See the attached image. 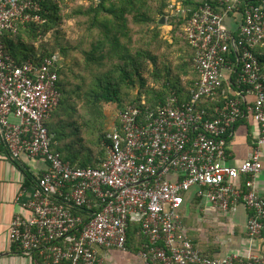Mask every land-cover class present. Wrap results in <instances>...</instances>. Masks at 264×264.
<instances>
[{"label": "built area", "instance_id": "1", "mask_svg": "<svg viewBox=\"0 0 264 264\" xmlns=\"http://www.w3.org/2000/svg\"><path fill=\"white\" fill-rule=\"evenodd\" d=\"M217 3L205 0L184 29L199 76L191 101L172 98L147 111L126 107L119 128L108 135L106 159L94 168L72 165L52 149L46 123L60 104L63 58L18 64L5 51L6 32L42 22L39 2L0 0V150L13 162L26 155L47 164L22 203L28 215L16 214L10 225L12 244L33 264H105L102 251H128L132 225L145 240L138 264H264L256 251L211 258L195 247L182 223L187 195L196 191L223 213L243 205L248 238L264 234V198L251 180L240 184L241 176L264 170V70L255 55L264 47V0ZM226 70L235 83L231 78L223 105L210 114L200 105L218 100ZM248 111L260 128L257 148L233 167L226 164L228 140Z\"/></svg>", "mask_w": 264, "mask_h": 264}, {"label": "trees", "instance_id": "2", "mask_svg": "<svg viewBox=\"0 0 264 264\" xmlns=\"http://www.w3.org/2000/svg\"><path fill=\"white\" fill-rule=\"evenodd\" d=\"M37 1L42 22L20 27L16 33L6 32L3 43L6 53L18 64L40 65L55 54L63 58L58 69L61 100L46 126L53 151L64 161L79 167L102 165L108 135L120 126L117 119L111 129L106 127L109 105L147 111L166 105L172 98L181 104L191 101V89L199 76L195 70L196 52L184 29L205 0H180L176 11L172 10V0H87L89 5L79 6L74 13L86 19L91 38L89 49L81 52L85 57L82 71L68 68L70 47L59 42V0ZM212 2L214 6L218 4L217 0ZM239 7L242 13L247 8L245 3ZM162 17H168L171 35L161 40L158 24ZM181 26L183 33L179 37ZM255 55L264 70V47L256 49ZM226 88L223 83L218 100L203 101L200 108L212 114L215 106L223 105L222 91ZM139 236V226L132 225L127 247L135 255L145 243Z\"/></svg>", "mask_w": 264, "mask_h": 264}, {"label": "crops", "instance_id": "3", "mask_svg": "<svg viewBox=\"0 0 264 264\" xmlns=\"http://www.w3.org/2000/svg\"><path fill=\"white\" fill-rule=\"evenodd\" d=\"M236 17V20L239 21V16ZM230 21L233 22V20ZM231 26L235 27L232 24ZM224 75V84L228 88L227 84L232 78V73L230 70H226ZM248 100L249 102L253 101L252 98ZM259 136L260 128L248 111L236 124L228 140L226 164L233 167L241 166L257 148ZM261 155L264 166V146L261 149ZM46 170L47 164L40 159H30L23 155L20 161L13 162L9 159L6 151L0 150V264H33L31 259L24 257L12 244L10 225L16 214L28 215L23 209L22 203L28 200L33 192L34 181L37 182ZM249 180L253 182L257 193L264 198V170L253 177L251 175L241 176L240 184L243 186ZM23 190L26 191L20 198ZM196 206L206 216L199 220L201 226L198 229L197 237L204 250L209 247L215 248L213 256H218V258L232 253L244 255L250 251L260 252L264 255V234L258 240H252L247 236L248 213L243 205H240L235 213H223L210 203L199 199L196 196V191H192L187 195L186 203L181 210L182 223L185 228V218L189 217L188 213H192ZM186 231L190 238L187 228ZM211 238L214 240L212 241ZM195 247L202 250L197 245ZM204 250L203 252H206ZM101 253L105 263L108 264L113 262V264L139 263L136 255L130 251L122 252L123 257L118 260L112 256L111 262L108 260L109 254L112 255L110 251ZM212 253L213 251L210 254Z\"/></svg>", "mask_w": 264, "mask_h": 264}, {"label": "rangeland", "instance_id": "4", "mask_svg": "<svg viewBox=\"0 0 264 264\" xmlns=\"http://www.w3.org/2000/svg\"><path fill=\"white\" fill-rule=\"evenodd\" d=\"M172 1H173L172 8H174L172 10L176 11V8L180 5V0H172ZM59 4L61 7L60 16L62 19V21L60 22L61 26L58 27V29L60 30L62 34V37H60L59 42H62L63 45L70 47L69 48L70 54H69V57L67 58L69 61L68 68H72L73 71L74 70L79 71L83 69L82 66H83V62L85 58L83 53L81 52H84L89 49L91 38H89V31L87 28L86 19H84L83 17H79L75 15L74 13L78 10L79 6L87 7L89 5V2L87 0H59ZM165 18H166L165 24L163 25H160V23L158 24L161 40L163 38L168 39L169 36L171 35L170 27H167L168 17H165ZM183 27L184 26H181V31L178 33L179 37H182L181 34L183 33ZM149 35L151 34L149 33ZM147 38H148V35H147ZM52 43L54 44L53 40H52ZM76 62H80L81 65L76 64ZM190 78L193 79L194 75L192 74ZM73 84L78 85L77 82H75L74 80H73ZM122 110H123L122 108H118L117 105L115 104H112L106 107V113H107L106 127L108 129H111L113 127V124H115ZM188 215L189 217L185 218V225H186V228L188 229L190 240L191 242H193L195 245L199 246L202 249L200 250L197 248L198 250H200L202 253H205L203 252L204 248L200 246L199 239L197 237H198V229L201 226V222L199 220L202 218L204 219L206 216L202 212H200V210L197 209V206L193 208L192 213L189 212ZM211 236L213 237V235ZM211 240L213 241L214 238H211ZM204 251L210 252V253L213 251L211 255H214V251H216V249L209 247V248H205ZM110 253L112 255L109 254L108 260H110L112 256L114 257L115 260H118L121 257H123L122 256L123 253L116 249L115 250L110 249ZM105 264H108V263H105Z\"/></svg>", "mask_w": 264, "mask_h": 264}, {"label": "water", "instance_id": "5", "mask_svg": "<svg viewBox=\"0 0 264 264\" xmlns=\"http://www.w3.org/2000/svg\"><path fill=\"white\" fill-rule=\"evenodd\" d=\"M165 21H166V18L165 17H162V19L160 20V25H163V24H165Z\"/></svg>", "mask_w": 264, "mask_h": 264}]
</instances>
